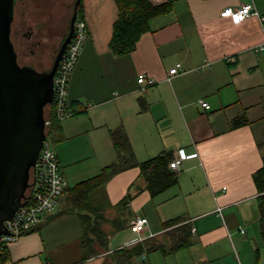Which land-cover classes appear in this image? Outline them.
Listing matches in <instances>:
<instances>
[{
    "label": "crops",
    "instance_id": "0c3cea01",
    "mask_svg": "<svg viewBox=\"0 0 264 264\" xmlns=\"http://www.w3.org/2000/svg\"><path fill=\"white\" fill-rule=\"evenodd\" d=\"M150 2L170 3V9L149 18L132 51L114 55L108 41L115 1L81 0L87 38L69 75L67 98L72 105L91 106L59 121L54 151L68 188L52 214L7 246L2 264H115L110 252L116 248L148 240L167 248L162 222L178 215L190 224L186 247L173 252L144 247L127 264H155L148 256L155 251L165 264L168 255H174V264H257L255 248L262 263L253 174L264 153V50L253 47L264 39V21L248 15L233 23L220 11L251 3L264 13V0ZM175 62L183 70L166 80ZM204 62L209 65L196 69ZM141 72L157 83L139 89ZM200 98L209 108L200 106ZM242 114L247 121L232 126ZM119 126L137 161L161 151L174 156L178 149L189 156L176 170L177 182L155 196L134 165L94 189L90 203L105 217L106 250L85 257L79 218L85 211L72 203L69 181L90 177L116 159L109 131ZM127 192L132 197L123 208L117 204ZM137 215L147 218L139 233L129 227Z\"/></svg>",
    "mask_w": 264,
    "mask_h": 264
},
{
    "label": "trees",
    "instance_id": "16d2710c",
    "mask_svg": "<svg viewBox=\"0 0 264 264\" xmlns=\"http://www.w3.org/2000/svg\"><path fill=\"white\" fill-rule=\"evenodd\" d=\"M114 1L117 7V16L113 21L111 36L108 41L109 50L114 55H122L132 51L140 35L148 30L149 18L170 9V3L154 5L150 0ZM77 16L80 18L83 16L81 0L77 4ZM46 117L49 119V124L46 128L47 136L53 141L60 139L59 120L55 118L51 105L46 106ZM246 121L245 115L242 114L235 117L232 126H237ZM109 135L116 151V159L113 162L101 166L99 172L95 175L82 179L72 187H69L70 192L73 193L71 197L72 203L77 207L80 206L82 211H85L79 214L83 226L80 241L81 247L84 249L85 257L93 255L100 250H106L108 233L101 227V222L105 220V217L100 208H94L90 203V195L94 189L102 186L116 172L132 165L139 167L140 176L144 179L145 188L151 196L159 194L177 182V172L169 168L168 165L169 160L173 156L171 151H161L143 161H137L134 158L130 142L122 126L111 129ZM253 180L258 189L257 208L259 213V232L264 245V153L262 154L261 165L253 174ZM67 188L68 186L66 184L63 191ZM131 197L132 195L127 192L119 200L117 205L126 208ZM89 212H95L96 219L99 217L100 220H91ZM162 225L164 228H168L165 230L167 248L162 242L154 243L150 240H148L149 242L146 241V244L137 242L131 246H123L112 250L110 256L113 262L115 264H127L132 257L140 255L145 248L147 251L158 248L163 252H173L179 248L186 247L190 243V224L188 222H182V216L178 215L170 218L162 222ZM120 226L118 225L116 228L118 229ZM6 251L7 247L0 252V264H2L5 258ZM255 257L257 264H259L258 248H255ZM261 264H264V256Z\"/></svg>",
    "mask_w": 264,
    "mask_h": 264
},
{
    "label": "water",
    "instance_id": "95a60500",
    "mask_svg": "<svg viewBox=\"0 0 264 264\" xmlns=\"http://www.w3.org/2000/svg\"><path fill=\"white\" fill-rule=\"evenodd\" d=\"M75 0L68 30L49 68L20 65L9 39L12 0H0V235L32 186L30 171L45 138V107L52 103L53 76L77 17Z\"/></svg>",
    "mask_w": 264,
    "mask_h": 264
},
{
    "label": "built area",
    "instance_id": "2783aa9c",
    "mask_svg": "<svg viewBox=\"0 0 264 264\" xmlns=\"http://www.w3.org/2000/svg\"><path fill=\"white\" fill-rule=\"evenodd\" d=\"M220 15L227 16L233 23L242 21L248 15L256 16L260 22L264 21V13L257 11L251 3H242L234 8L225 7L220 11ZM86 38V23L82 17L77 16L73 33L53 76V98L52 103L48 104L52 106L54 116L59 121L91 106L90 103L83 106L80 102L78 105H72L67 98L68 78ZM253 49L255 51L264 50V39L255 44ZM208 65L209 62H204L198 65L196 69H203ZM182 70L181 62H175L168 69L166 80H170L172 76L179 74ZM136 81L142 91L157 83L156 78L143 72L137 75ZM198 103L203 108H209L208 102L203 98L198 99ZM48 124L49 119L45 116V138L30 171L32 186L28 188L27 193L25 192L26 196L21 199V204L13 216L4 221L5 233L0 235V252L19 236L38 226L46 216L55 211L58 199L66 185L59 161L48 140L46 133ZM187 156L189 155H186L182 149H178L176 155L169 160V168L176 171L181 160ZM217 210L219 211L220 207H217ZM146 223L147 218L145 216L137 215L130 220L129 227L139 233L143 231ZM239 229L241 232L244 231L241 227ZM142 238L139 237V239ZM238 264L240 263L238 262Z\"/></svg>",
    "mask_w": 264,
    "mask_h": 264
},
{
    "label": "flooded vegetation",
    "instance_id": "af4514ba",
    "mask_svg": "<svg viewBox=\"0 0 264 264\" xmlns=\"http://www.w3.org/2000/svg\"><path fill=\"white\" fill-rule=\"evenodd\" d=\"M54 1L55 0H29V6V4L27 5L26 0H12V19L10 22L9 39L15 52L16 61L20 65L26 64L31 65L35 68L33 62L24 60V57L26 56L21 55L19 48L20 46H22V42L27 41L29 42L30 46L33 47L40 46L42 41L44 40V38L42 37L43 33L44 31H46V27L50 25L48 20L51 19L56 22V26L60 24L59 20L57 19L58 14H56L55 16L50 14V12L52 11V6L54 5ZM64 1L65 0H59V5L60 3H63L62 5H64ZM74 1L75 0H73V4ZM65 3H67V1H65ZM18 4L21 5L19 11ZM53 26L51 27L55 28L54 23ZM64 35L65 34L60 37L59 43L61 42ZM30 50L31 52L34 51L33 48H31ZM36 58H38V56Z\"/></svg>",
    "mask_w": 264,
    "mask_h": 264
},
{
    "label": "rangeland",
    "instance_id": "374dc122",
    "mask_svg": "<svg viewBox=\"0 0 264 264\" xmlns=\"http://www.w3.org/2000/svg\"><path fill=\"white\" fill-rule=\"evenodd\" d=\"M26 1H27V5L29 4V6H30L29 0H26ZM58 1L59 0L54 1V5L52 6V11L50 12V14H52L53 16L58 14L57 19L59 20L60 24H58L56 26V22L49 19L48 21H49L50 25H48L46 27V31H44V33H43L42 37L44 38V40L42 41L40 46H34L33 47V46H30L29 42L24 41V42H22V46H20V48H19L21 55L26 56V57H24V60H29V61L33 62L36 69H47V68H49V66L51 65L53 58L56 54L57 48L59 46L60 37L63 34H65L68 30V28H67L68 27V20L70 19V16L72 14L73 0H65V1H67V3H65V1H64V5H62L63 3H60V5H59ZM67 6H69V7H67ZM20 7H21V5L18 4V11L20 10ZM29 15H31V14H29ZM53 23L55 24V28L51 27V26H53ZM31 48L34 49L33 52H31V50H30ZM37 56H38V58H36ZM44 113L46 116V107H45ZM62 120H64V119H62ZM48 140L51 144V147L54 149L56 142L53 141L50 137H48ZM99 170H100V168L98 170H96L95 172H91L90 176L95 175L96 173L99 172ZM30 181H31V175H30ZM75 181L76 180L69 181V186L72 187L74 184H76L77 181L76 182ZM26 193H27V190H26ZM129 211L130 210L125 209L124 212L127 214ZM89 213L91 215V217H90L91 220H93V221L94 220H96V221L100 220L99 217H98V219H96V213L95 212H89ZM260 253H261V259H262L263 253H264L263 243H261V245H260ZM150 254H151V256H154L155 264H165L163 262V255L160 253V251L150 252V253H148V256ZM260 262H263V259ZM146 263H147V258H146ZM166 264H174V255H168V257L166 259Z\"/></svg>",
    "mask_w": 264,
    "mask_h": 264
}]
</instances>
